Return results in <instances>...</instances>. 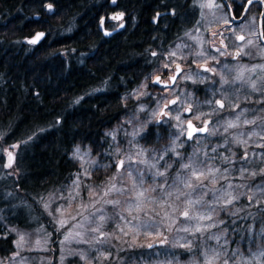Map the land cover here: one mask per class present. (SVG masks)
<instances>
[{
    "label": "rangeland",
    "instance_id": "1",
    "mask_svg": "<svg viewBox=\"0 0 264 264\" xmlns=\"http://www.w3.org/2000/svg\"><path fill=\"white\" fill-rule=\"evenodd\" d=\"M198 33L196 32L194 37H199ZM259 48L260 46L258 55L264 56L263 49ZM153 51L158 54L154 58L155 66L159 68L142 78L140 84L129 91L128 97L139 100L138 106L134 113H128L122 126L110 133L109 150L102 157H97L86 147L74 148L71 157L78 166V173L67 187L26 201L27 213L30 214L29 225L24 228H10L14 236V252L6 258L0 257V264H209V261H212V264H224L228 258L230 264H264V107L258 106L264 101L263 77L253 74L255 82L258 83L257 97L242 94L239 109L235 106L234 110L233 100H225V94L221 92V96L219 91L217 96L223 98V102L227 104L225 108L218 109L211 100L206 103L194 100V105L186 107L192 99V94L185 89L188 77H182L179 80L182 85L178 84L173 89L153 82L163 68L169 73L171 65L178 59L172 52L171 42L163 45L161 50ZM260 66L259 71L264 72V60ZM245 80L248 82L243 76L237 81V84L241 81L243 91ZM176 92L179 93V100L170 107L169 100L176 97ZM247 104L252 105L250 107L246 106ZM186 111L188 115L183 114ZM213 114L218 116L215 118L216 125L209 133H229L222 144L214 142L213 138L182 139L188 116L200 121L201 118ZM176 117H179V120ZM229 122L236 126L227 127ZM157 124L164 125L166 130L171 131V135L166 137L171 138V141L157 153L148 152V149L138 143L137 138L147 127ZM238 128H241L240 132ZM239 133L243 134V137H240ZM184 146L189 152L178 167L175 178L169 183L167 180L161 181V176L157 173L164 172V175H168L169 168L173 165V161L170 165L164 160L165 157L183 158L180 150ZM236 149L245 151L244 168H236L229 160L235 157ZM225 152L228 154H224ZM147 156L148 161H144ZM218 159L230 163L218 167L219 164H214ZM120 161H124L123 167H118ZM186 164L190 165L188 169L184 168ZM112 165L114 169L109 176L101 175L97 181L89 179L92 170L100 167L108 170ZM217 169L219 171H216ZM229 170L245 174L242 179L228 183L225 174L232 173ZM193 172L204 175L196 179ZM253 178H256V181L251 187L249 182ZM185 179L191 183V187L181 183ZM113 185L115 188L109 192ZM243 186L252 189L249 199H252L253 203L245 204V209L256 206L257 209L253 213L258 225L256 230L238 225L231 228L227 224V221L234 220L233 209L235 204H238L235 200L236 194L244 195L246 189L242 188ZM106 192L107 195L104 194ZM141 192L144 193L143 196H139ZM172 192L179 198L188 194L189 200H185L191 206L188 209L190 217L209 213L213 219H185L179 220L178 224L176 215L172 218L164 216L161 213L165 209L160 208L165 202V196L173 195ZM224 193L231 195H224L223 199L216 203L217 197ZM168 199L174 200L169 197ZM228 199H232V203L225 207ZM111 201L119 203L114 205ZM137 204L139 208L136 207ZM205 205H212L217 211L210 213ZM42 213L47 219L40 215ZM101 215L104 216L103 221L99 219ZM155 216H162L158 220L159 223L164 220L165 222L158 224V228L150 225L147 230L146 219ZM60 221H63V224ZM46 222L49 223L48 226ZM168 222L170 227L175 229L172 242L189 250L187 257L182 258L169 252L165 254L164 251L160 253L153 248L162 237L163 227ZM209 224L215 226L196 231L197 227L204 229ZM98 225L99 231L91 230ZM184 228L189 231H184ZM204 233H208L209 237L201 240L198 235ZM242 233L247 234L248 242L245 247L241 246ZM147 247L150 251L148 249L144 254L140 249ZM197 247L199 250L191 252Z\"/></svg>",
    "mask_w": 264,
    "mask_h": 264
},
{
    "label": "trees",
    "instance_id": "2",
    "mask_svg": "<svg viewBox=\"0 0 264 264\" xmlns=\"http://www.w3.org/2000/svg\"><path fill=\"white\" fill-rule=\"evenodd\" d=\"M110 1L0 0L1 258L14 252L10 228L29 225L26 201L70 184L79 171L71 157L75 147H86L97 157L109 150L110 133L122 126L128 113H134L138 106L139 100L128 97L129 91L155 68L156 60L150 55L155 35L149 27L140 31V27L131 24L113 36L102 35L99 20L113 11V7L121 10L125 2H130V12L135 17L140 7V0H118L115 6H110ZM37 31L45 32L43 40L38 44L26 42ZM164 127L160 124L147 127L137 138L138 143L148 152L157 153L171 141L166 138L171 131ZM225 136L229 133H216L213 141L222 144ZM185 149L184 146L180 150L183 158L165 157L164 160L170 165L173 161V165L168 175L160 177L161 181L169 183L175 178L189 152ZM236 150L235 157L229 160L236 168L246 167L243 165L245 151ZM144 161H148V156ZM215 163L220 167L230 162L218 159ZM113 169L112 165L108 170L103 167L92 170L89 179L109 176ZM229 171L232 173L225 174L228 183L242 179L245 174ZM254 181L256 178L250 180L249 186L252 187ZM251 187L243 186L244 195L236 194L238 204L233 209L234 220L227 221L229 227L255 229L258 226L253 214L256 206L245 209V204L253 203L249 199ZM172 193L165 196L160 210L165 209L161 214L166 217L176 215L179 224V220L186 219L183 211L191 206L185 200L188 194L179 198ZM168 197L174 200H167ZM40 215L47 219L43 213ZM160 217L147 218L145 228L149 230L150 225L158 228V224L165 222L159 223ZM174 230L166 223L162 237L153 248L160 253L187 257L189 250L172 242ZM242 235L241 246L245 247L247 234ZM198 237L206 240L209 234ZM148 249L140 250L145 254ZM197 250L198 247L191 252Z\"/></svg>",
    "mask_w": 264,
    "mask_h": 264
},
{
    "label": "flooded vegetation",
    "instance_id": "3",
    "mask_svg": "<svg viewBox=\"0 0 264 264\" xmlns=\"http://www.w3.org/2000/svg\"><path fill=\"white\" fill-rule=\"evenodd\" d=\"M115 3H111L110 6H115ZM139 4L135 17L133 12H130V2H125L119 10L122 14V19L119 21L109 18L111 13L117 12L114 10L116 7H113L104 26L112 30L110 36L128 29L131 24L140 27V31H145V27H149L155 35L153 44L156 50H161L163 45L171 42L172 52L178 56V59L171 65L169 73L163 68L162 72L153 79L154 83L173 89L180 84L179 80L182 77H188L185 89L192 94V99L186 107L194 105V100L203 103L211 100L218 109H221L216 101L219 100L225 105L224 98L227 101L233 100L232 105L235 110V106L241 108L239 99L242 94H248L252 98L257 97L258 83L255 82L253 74L257 77L262 76L264 82V72L259 71L264 56L258 55V46L264 53V3L261 0H252L251 4L247 0H150L149 2L140 0ZM146 15H148L147 19L144 18ZM196 32H199L197 38L194 37ZM240 36L244 39L239 40ZM150 55L158 56L153 49ZM158 68L159 66H155L154 69ZM204 68L210 71L206 72ZM172 76L176 77L168 84ZM243 76L249 82L245 80L244 91L241 81L237 84ZM221 84L224 86L222 87ZM262 87L264 88V83ZM218 91L221 96V92L225 94L223 98L217 96ZM175 95L176 97L169 101H176L174 104H177L180 96L178 92ZM174 104L171 103L170 107ZM251 105L246 106L251 107ZM258 106L263 108L264 101ZM183 114L189 113L186 111ZM216 116L218 114L207 115L200 121L188 116L182 138L189 139V134L187 135L189 121L195 127V131L190 132L189 140L200 137L213 138L214 134L209 132L216 125ZM205 125L206 130L199 131L205 128ZM240 130L241 128L239 132ZM238 135L243 137L241 133Z\"/></svg>",
    "mask_w": 264,
    "mask_h": 264
},
{
    "label": "snow or ice",
    "instance_id": "4",
    "mask_svg": "<svg viewBox=\"0 0 264 264\" xmlns=\"http://www.w3.org/2000/svg\"><path fill=\"white\" fill-rule=\"evenodd\" d=\"M247 2H248L249 4H251V3H252V0H247ZM261 2L264 3V0H261ZM113 3H115V0H113ZM49 10H51V5H49ZM113 19H122V15H121V16H117V17H113ZM122 26H123V25H121V27H122ZM106 34H108V33H106ZM40 35H42V34H39V35L36 37V40H38V39L40 38ZM238 39H239V40H243L244 37H243V36H240V37H238ZM36 40H30L29 43H35ZM173 55H175V54L173 53ZM201 55H202V53H201ZM237 55H239V53H237ZM177 67L179 68V66H177ZM203 70L206 71V72H207V71H210L208 68H204ZM172 79L174 80L175 77H172ZM157 82H159V78H158V77H157ZM172 103L174 104V103H176V101H172ZM216 103L219 105L220 108H224V106H225V105H224L221 101H219V100L216 101ZM162 114H163V113H162ZM176 119L179 120V117H176ZM246 123H247V121H246ZM188 126H189V128H191V127H192L191 123H189ZM235 126H236V125H235L234 123H232V122H229L228 125H227V127H235ZM205 130H206V125H205V128H203V129H199V131H205ZM194 131H195V129H194ZM189 139H191V133H189ZM173 151H174V149H173ZM244 158H246V156H245ZM11 159H12V156H11V153H9V160L11 161ZM142 162H143V161H142ZM123 164H124V161H120L118 167H123ZM189 167H190V165H188V164L184 165V168H185V169H188ZM216 171H219V170L217 169ZM164 174H165L164 172H158V173H157V175H159V176H164ZM129 175H131V172L129 173ZM193 175L196 177V179H199L200 176H201V175H204V174H203V173H200L199 175H197L195 172H193ZM181 183H184V185H185L186 187H191V186H192L191 183H190L188 180H186V179H185V180H182ZM77 186H78V184H77ZM113 188H115V185H113L111 188H109V192L112 191ZM117 191H122V190L117 189ZM104 194L107 195L108 193L106 192V193H104ZM143 195H144L143 192L139 193V196H143ZM202 195H203V193H202ZM224 195L230 196L231 194H230V193H224L222 196L217 197L216 203H219L220 200L223 199ZM111 203H113V204L115 205V204H118L119 201H111ZM197 203H199V201H197ZM231 203H232V199H228V200L225 202V205H224V206L227 207V205H228V204H231ZM136 207L139 208V205L137 204ZM205 207H206L207 209H209V212H210V213H215V212L217 211V209H216L215 207H213L212 205H205ZM182 215H183L186 219H194V218H198V219H201V220H209V221H211V220L213 219L212 214H209V213H202L199 217H190V216H189V211H188V210L183 211ZM99 219H100L101 221H103V220H104V216L101 215V216L99 217ZM93 222H95V216H94V214H93ZM60 223L63 224V221H60ZM213 226H215V225H214V224H209V225L207 226V228H204V229H202V228H200V227H197V228H196V231H197V232H200V231H203V230H207L208 228H211V227H213ZM99 227H100V226L98 225L97 227L92 228L91 230H92V231H99ZM121 230L123 231V229H121ZM183 230L186 231V232L189 231L188 228H184ZM21 239H23V238H21ZM149 247H151V245H149ZM82 258H83V257H82ZM209 264H212V261H209ZM224 264H227V261H225Z\"/></svg>",
    "mask_w": 264,
    "mask_h": 264
},
{
    "label": "water",
    "instance_id": "5",
    "mask_svg": "<svg viewBox=\"0 0 264 264\" xmlns=\"http://www.w3.org/2000/svg\"><path fill=\"white\" fill-rule=\"evenodd\" d=\"M121 15H122L121 13H117V14L111 15V17H113V16H114V17H117V16H121ZM102 20H104V18H102L101 21H102ZM103 32L105 33L106 36H108V35L111 34V32H109V31H105V30H103ZM106 33H108V34H106ZM39 34H42V35H40V38H39L38 40H36V37H37ZM44 37H45V33H44V32H36L32 37L27 38V39H26V42L29 43L30 40H36V42H35L34 44H37V43H39ZM172 77H174V76H172ZM172 77L170 78L171 83L174 81V80L172 79ZM172 101H173V100L170 101V104L172 103ZM189 123H191L192 127L189 128V126H188L189 129H188L187 135H188L191 131H193V130L195 129L193 123H192L191 121H189V122H187V125H189Z\"/></svg>",
    "mask_w": 264,
    "mask_h": 264
},
{
    "label": "bare ground",
    "instance_id": "6",
    "mask_svg": "<svg viewBox=\"0 0 264 264\" xmlns=\"http://www.w3.org/2000/svg\"><path fill=\"white\" fill-rule=\"evenodd\" d=\"M176 77V76H175Z\"/></svg>",
    "mask_w": 264,
    "mask_h": 264
}]
</instances>
